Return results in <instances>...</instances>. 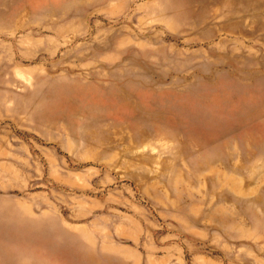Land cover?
I'll return each instance as SVG.
<instances>
[{
    "label": "rangeland",
    "instance_id": "1",
    "mask_svg": "<svg viewBox=\"0 0 264 264\" xmlns=\"http://www.w3.org/2000/svg\"><path fill=\"white\" fill-rule=\"evenodd\" d=\"M0 264H264V0H0Z\"/></svg>",
    "mask_w": 264,
    "mask_h": 264
}]
</instances>
